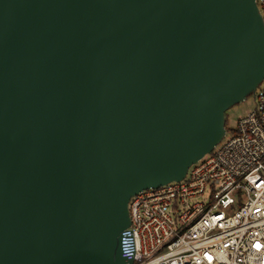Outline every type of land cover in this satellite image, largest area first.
Instances as JSON below:
<instances>
[{"label":"water","instance_id":"obj_1","mask_svg":"<svg viewBox=\"0 0 264 264\" xmlns=\"http://www.w3.org/2000/svg\"><path fill=\"white\" fill-rule=\"evenodd\" d=\"M263 75L254 0H0V264H132L130 197L183 179Z\"/></svg>","mask_w":264,"mask_h":264},{"label":"built area","instance_id":"obj_2","mask_svg":"<svg viewBox=\"0 0 264 264\" xmlns=\"http://www.w3.org/2000/svg\"><path fill=\"white\" fill-rule=\"evenodd\" d=\"M249 97L250 111L183 179L130 197L121 249L132 264H264V75Z\"/></svg>","mask_w":264,"mask_h":264},{"label":"rangeland","instance_id":"obj_3","mask_svg":"<svg viewBox=\"0 0 264 264\" xmlns=\"http://www.w3.org/2000/svg\"><path fill=\"white\" fill-rule=\"evenodd\" d=\"M253 106L252 98L248 97L243 102L234 106L227 112V122L225 128L227 129V135H229L230 131H232L236 125L237 119L243 115H245ZM200 200V199H199Z\"/></svg>","mask_w":264,"mask_h":264},{"label":"trees","instance_id":"obj_4","mask_svg":"<svg viewBox=\"0 0 264 264\" xmlns=\"http://www.w3.org/2000/svg\"><path fill=\"white\" fill-rule=\"evenodd\" d=\"M227 118H228V116H227V113H226V121H225V125H226V122H227ZM228 129V128H227Z\"/></svg>","mask_w":264,"mask_h":264}]
</instances>
